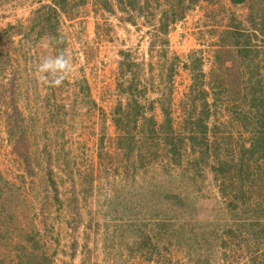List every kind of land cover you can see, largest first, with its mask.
<instances>
[{
    "label": "rangeland",
    "instance_id": "1",
    "mask_svg": "<svg viewBox=\"0 0 264 264\" xmlns=\"http://www.w3.org/2000/svg\"><path fill=\"white\" fill-rule=\"evenodd\" d=\"M242 2L0 0V264H264V0Z\"/></svg>",
    "mask_w": 264,
    "mask_h": 264
},
{
    "label": "clouds",
    "instance_id": "2",
    "mask_svg": "<svg viewBox=\"0 0 264 264\" xmlns=\"http://www.w3.org/2000/svg\"><path fill=\"white\" fill-rule=\"evenodd\" d=\"M50 39L51 38L49 37L44 38L42 41L44 48L49 46L48 43L44 41H48ZM71 71V54L66 49L61 50L59 54L55 56H41L37 66L38 79L53 87L61 86Z\"/></svg>",
    "mask_w": 264,
    "mask_h": 264
},
{
    "label": "trees",
    "instance_id": "3",
    "mask_svg": "<svg viewBox=\"0 0 264 264\" xmlns=\"http://www.w3.org/2000/svg\"><path fill=\"white\" fill-rule=\"evenodd\" d=\"M192 2H195L196 0H191ZM185 10H186V8H185ZM237 32V38L239 39V41H240V39H241V35L240 34H238V31H236ZM226 38L228 37L229 39H230V42L229 43H231L232 45H233V47L234 48H237L236 47V45L237 46H239V52H240V50L241 51H243L244 53H246L245 52V48H247L248 46H250V44L249 45H243L242 43H241V41L240 42H234V35H233V33L231 32V31H226L225 32V35H224ZM228 45H230V44H225L223 47H221V49H219V51H221V50H225V49H230L231 50V48H228L227 46ZM244 47V48H243ZM250 53V49L249 50H247V53H246V55L247 54H249ZM233 232V231H232ZM260 232H263L264 233V228H262L261 230H260ZM236 236L238 237L239 235H234V234H231V237L233 238V239H237L236 238ZM170 245L169 246H174L175 245V241L174 240H170V243H169ZM259 245H261V242H259ZM224 246H229L227 243H224ZM261 250H260V248L259 247H255V251L253 250V252L254 253H256V255L260 252ZM251 252V251H250ZM263 253V252H262ZM264 255V254H263Z\"/></svg>",
    "mask_w": 264,
    "mask_h": 264
},
{
    "label": "crops",
    "instance_id": "4",
    "mask_svg": "<svg viewBox=\"0 0 264 264\" xmlns=\"http://www.w3.org/2000/svg\"><path fill=\"white\" fill-rule=\"evenodd\" d=\"M237 2H239V3H241L242 1H244V0H236ZM243 3V2H242Z\"/></svg>",
    "mask_w": 264,
    "mask_h": 264
}]
</instances>
